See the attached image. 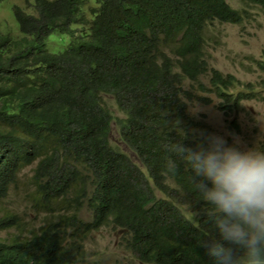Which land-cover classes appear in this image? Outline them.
Wrapping results in <instances>:
<instances>
[{
    "label": "trees",
    "instance_id": "1",
    "mask_svg": "<svg viewBox=\"0 0 264 264\" xmlns=\"http://www.w3.org/2000/svg\"><path fill=\"white\" fill-rule=\"evenodd\" d=\"M32 7L12 6L17 35L0 33V205L18 187L26 203L0 210V264H89L85 240L102 227L120 231L118 247L138 264H213L198 246L211 231L191 180L202 178L174 148L213 136L189 104L213 97L227 113L255 98L251 87L232 95L238 80L204 54L207 26L239 24L246 12L226 0ZM57 41L62 49L49 50ZM111 125L128 152L110 141Z\"/></svg>",
    "mask_w": 264,
    "mask_h": 264
},
{
    "label": "rangeland",
    "instance_id": "2",
    "mask_svg": "<svg viewBox=\"0 0 264 264\" xmlns=\"http://www.w3.org/2000/svg\"><path fill=\"white\" fill-rule=\"evenodd\" d=\"M226 2L232 8L246 12V16L239 24L214 21L207 26L205 59L209 67L223 74H231L238 80L228 90L232 95L245 93L251 87L255 98L243 100L238 109L227 113L217 110L218 101L213 97L210 104L191 103L188 109L197 120L203 121L209 127L213 136L223 138L228 146L236 147L241 151L262 152V149L264 151V71L260 70L258 63L264 60V9L251 6L242 0H226ZM12 6H18L26 14L35 13L32 0L0 2V33L11 30L12 35H17ZM49 38L60 37L52 35ZM48 48L57 52L62 49V45L57 41ZM199 79L206 83L204 76ZM184 88H192L187 80L184 82ZM234 125L237 127L235 128ZM109 135L111 142L124 152H128L113 125ZM31 173L32 167L25 168L20 174V179L22 181L28 179ZM13 191H9L6 201L0 205V210L11 207L19 212L24 208L26 203L22 199L23 188L18 187L17 192ZM120 234V231L117 235L113 234L111 229L106 227L90 233L84 244L85 261L89 264H138L127 251L118 247L117 239Z\"/></svg>",
    "mask_w": 264,
    "mask_h": 264
},
{
    "label": "clouds",
    "instance_id": "3",
    "mask_svg": "<svg viewBox=\"0 0 264 264\" xmlns=\"http://www.w3.org/2000/svg\"><path fill=\"white\" fill-rule=\"evenodd\" d=\"M174 151L202 178L191 180L209 205L211 231L198 246L213 264H264V153L241 151L218 136L207 137L206 147L175 144ZM176 169L170 160L168 170Z\"/></svg>",
    "mask_w": 264,
    "mask_h": 264
}]
</instances>
